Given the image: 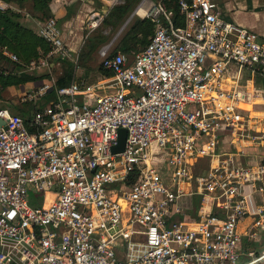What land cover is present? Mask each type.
Wrapping results in <instances>:
<instances>
[{
  "label": "built area",
  "instance_id": "2783aa9c",
  "mask_svg": "<svg viewBox=\"0 0 264 264\" xmlns=\"http://www.w3.org/2000/svg\"><path fill=\"white\" fill-rule=\"evenodd\" d=\"M164 1L142 49L102 50L109 76L22 93H55L28 119L0 107V264H238L245 191L264 190V164L243 160L264 135L246 124L240 80L264 79V41L217 0H176L181 24ZM37 34L50 50L29 68L71 57L55 17Z\"/></svg>",
  "mask_w": 264,
  "mask_h": 264
},
{
  "label": "crops",
  "instance_id": "0c3cea01",
  "mask_svg": "<svg viewBox=\"0 0 264 264\" xmlns=\"http://www.w3.org/2000/svg\"><path fill=\"white\" fill-rule=\"evenodd\" d=\"M217 1L227 20L255 31L260 39L264 41V0ZM99 6L102 8V12L107 13L106 9L109 6L105 0H51L49 3L51 16L55 17L57 25L60 26L58 28L61 32V38L71 51V57L69 59L73 65V76L69 83L75 80L91 84L86 76L87 68H84L83 63L78 62V60L79 58L83 61L87 60V58L83 57L84 55L86 56V53L88 52L86 50L83 55V47L85 45L84 39L93 33L95 30L94 28L98 26V23L102 20V17L97 11ZM92 15L95 17V20L91 19ZM134 16L143 17L144 15L137 14L135 11ZM134 16H131L130 19L132 20V17ZM87 17L92 20L89 33L86 31L84 25ZM25 21L26 24H28L37 34L40 22L31 17H27ZM93 23H96V25H93ZM40 42V39H32L29 44L41 51ZM117 46H113L114 49L112 47V50L114 51ZM3 50V48H0L1 53ZM46 55L40 58L46 57ZM48 61L49 63L47 66L49 67V72H53V74L55 68L60 67L58 73L52 76L53 81H48L46 79L47 77H36L34 78L35 84L33 85V89L30 88L31 85L29 84L28 87H26L27 85L24 83L19 85L23 94L31 90H36L44 83L52 84V82H54L52 87H57L55 82L58 78L63 77L66 65L63 63L62 59L57 56L49 57ZM96 72L99 75L96 77L97 79L95 82L92 83L98 82L104 76L99 68ZM240 82L242 85V91L244 92V101L241 103V106L245 121H247L246 124H248L247 126L250 128L259 131L264 135V79L257 75L251 76L248 73H242ZM8 88L10 89L11 87ZM32 104L40 106L37 101ZM10 108L14 110V113H21V109L17 108L15 105H10ZM26 111L31 114L32 110ZM229 139V137H225L224 142L228 144ZM252 144L254 146L250 148L251 155L243 160L251 164H264V141H261L259 144ZM245 192L247 195L249 210L252 213L246 215L238 223L237 231L241 234V243L239 247L243 253L239 258L238 264H264V215L262 218L260 215L253 213L255 207L261 208L264 211V190L254 192L252 189L247 188ZM197 202L198 199L194 200V203ZM191 216L194 217V214ZM260 219V225H256L255 222ZM247 252H252V255L248 256L246 254Z\"/></svg>",
  "mask_w": 264,
  "mask_h": 264
},
{
  "label": "rangeland",
  "instance_id": "374dc122",
  "mask_svg": "<svg viewBox=\"0 0 264 264\" xmlns=\"http://www.w3.org/2000/svg\"><path fill=\"white\" fill-rule=\"evenodd\" d=\"M153 1L154 0H124L122 2V3L126 2L124 5L120 4L117 6H109L106 9L107 13L102 12L101 6L98 7L97 11L102 17V20L98 23V26L94 28L95 30L93 31V33L90 36L88 35L87 38L84 39L85 45L83 47V55L86 50L88 52L86 53V56L84 55L83 57L87 58V60L83 61L80 58L78 60V62L83 63L84 68H87L86 76L89 82L91 83L95 82V80L97 79L96 77L99 75L96 71L100 67V63H101V57L99 54L100 49H101L100 46L105 44L106 41L109 42L111 40L106 45L113 43V46L116 47L117 45H119L123 37L125 35H128L129 39L131 40V43H129L127 46H131L132 48L127 53L131 56L133 52H137L140 49H142V45H143L142 41L147 40V37L150 36L151 32L149 31V29L145 31L142 29L141 21L144 20L145 18H148V16H150L153 13L154 8L151 7V9H149V11L147 12L148 16L146 15V16L139 17V18H137L138 16H134L132 17V20L130 19V17L133 16V14H135V11H137V9L139 8L141 4L144 3V8L147 9L149 8V6L151 5ZM1 4L6 7L5 3L0 2V5ZM129 11H130L129 13L130 15L128 19L126 20V22L130 19L128 26L132 22L133 23L131 24L129 28L128 26H126L123 32L117 37V34L120 32V30L123 27L122 25L126 23V22L124 23V20ZM91 21L92 20L87 17L84 22L85 29L88 33L91 27ZM57 26L60 27L59 25ZM135 36H136V39H135ZM116 37L117 39H115ZM57 57L64 60L65 65L72 63L70 59L67 57H61V56H57ZM15 64H18L21 66L19 70L16 69ZM28 64L22 63L21 61L14 62L9 58L7 59L3 58L0 63V69H7L9 74H12V75L15 74L17 77H20L21 79L24 80L21 84L23 83L26 84L27 85L26 87L31 85L30 88L32 89L34 88L33 85L35 84L34 78L47 76L46 79L48 81H53L52 76L54 74L56 75V73H58V69H60V67L55 68V71L53 74V72H49L50 70L47 65H45L44 67L40 66V67H35V68H29ZM53 83L54 82H52V84ZM19 85L7 86L3 90L0 91V106L8 108L10 112H14V110L10 108V105H15L17 108L21 109V111L33 109L34 104H32L31 102H25L22 100V91ZM8 87H11V88L9 89ZM54 99H55V93L53 90V92H49L46 95L40 97L37 100V102L41 104L42 106H45L48 102ZM29 195L34 199H39L40 197L38 194H29Z\"/></svg>",
  "mask_w": 264,
  "mask_h": 264
},
{
  "label": "trees",
  "instance_id": "16d2710c",
  "mask_svg": "<svg viewBox=\"0 0 264 264\" xmlns=\"http://www.w3.org/2000/svg\"><path fill=\"white\" fill-rule=\"evenodd\" d=\"M0 1L6 4L5 8L3 9L0 8V48H3L9 51L10 53L16 55L19 61L25 64H28L31 60H38L40 57L45 56L50 50L49 44L37 36L35 31L31 27H29L28 24H26L25 19L27 17H31L33 19L38 20L39 22H43L47 20L49 17H51L50 7H49V3L51 2V0H0ZM164 2L167 9L170 12H172L173 15L172 17L174 22L176 24H181L182 19L179 14L176 0H165ZM130 11L127 13L124 23L128 19L130 15L129 14ZM141 22H142V29L144 31L149 29V31L152 32L153 22L151 18H145ZM131 24L128 26V28L131 26ZM32 39H40L41 51L37 50L35 47H32L29 44L30 40ZM109 42L106 41L105 44L100 46V48H102ZM148 42H149V37H147V40L142 41L143 44L142 48ZM129 43H131V40L129 39L128 35H125L123 39L120 41L117 48L114 50V54L117 52L127 53L128 51H130L132 47L127 46ZM3 58L7 59L8 57L0 52V63ZM62 61L65 64L64 60ZM15 66L17 70H19L21 67L18 64H15ZM72 67H73L72 63L66 64L63 77L58 78L55 82V85L57 87L66 85L71 81V78L73 76ZM1 70L3 71L5 69H1ZM99 70L102 72L103 75L106 76L110 75V73L107 70H104L102 66L99 67ZM44 77L47 76H42L41 78ZM23 81H24L23 79L17 77L15 74L13 75L9 73L3 74L1 72L0 90H3L7 86L19 85ZM49 92H53V90ZM41 106L42 105L40 104V107ZM19 114L24 119H28V117L30 116V112L28 111H21V113Z\"/></svg>",
  "mask_w": 264,
  "mask_h": 264
},
{
  "label": "bare ground",
  "instance_id": "6f19581e",
  "mask_svg": "<svg viewBox=\"0 0 264 264\" xmlns=\"http://www.w3.org/2000/svg\"><path fill=\"white\" fill-rule=\"evenodd\" d=\"M121 4L123 5L124 3H121ZM119 5H120V4H119ZM150 6H151V5H150ZM150 6H149V8H150ZM149 8L145 9V8H144V3H143V4H141V5L139 6V8L137 9L136 13L145 16ZM133 16H134V14H133ZM129 22H130V19H129V20L123 25L122 29H121L120 32L117 34V36L120 35V34L123 32V30L125 29V27L128 25ZM115 39H116V38H115ZM112 47H113V43H111V44H109V45H106V46H103V48L100 49L99 54H100L101 59L103 58L102 50L104 49V51H108V52H109V51L112 49Z\"/></svg>",
  "mask_w": 264,
  "mask_h": 264
},
{
  "label": "water",
  "instance_id": "95a60500",
  "mask_svg": "<svg viewBox=\"0 0 264 264\" xmlns=\"http://www.w3.org/2000/svg\"><path fill=\"white\" fill-rule=\"evenodd\" d=\"M39 107V105H38ZM125 135L126 131L124 128H120L118 130V139H117V144L112 147L113 152H120L124 148V142H125Z\"/></svg>",
  "mask_w": 264,
  "mask_h": 264
}]
</instances>
